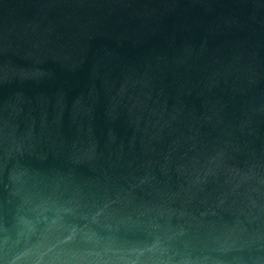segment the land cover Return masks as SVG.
Returning a JSON list of instances; mask_svg holds the SVG:
<instances>
[{
  "label": "water",
  "instance_id": "1",
  "mask_svg": "<svg viewBox=\"0 0 264 264\" xmlns=\"http://www.w3.org/2000/svg\"><path fill=\"white\" fill-rule=\"evenodd\" d=\"M0 264H264V0H0Z\"/></svg>",
  "mask_w": 264,
  "mask_h": 264
}]
</instances>
